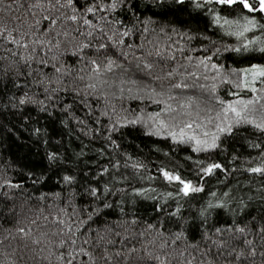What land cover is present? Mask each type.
I'll list each match as a JSON object with an SVG mask.
<instances>
[{
	"label": "snow or ice",
	"instance_id": "6c2138e0",
	"mask_svg": "<svg viewBox=\"0 0 264 264\" xmlns=\"http://www.w3.org/2000/svg\"><path fill=\"white\" fill-rule=\"evenodd\" d=\"M0 13V149L39 157L0 167V220L14 222L4 239L40 264H264L257 197L231 187L206 193L209 179L238 170L214 156L242 130L264 136V0H0ZM72 126L103 141L94 168L83 159L88 145L76 151L65 139ZM137 127L207 156H186L195 165L187 175L158 165L147 179L172 190L157 196L136 186L147 165L118 142ZM247 146L257 155L242 170L264 177V140ZM53 181L58 191H42ZM257 191L264 204V185ZM138 199L157 201L156 223L125 211Z\"/></svg>",
	"mask_w": 264,
	"mask_h": 264
},
{
	"label": "trees",
	"instance_id": "16d2710c",
	"mask_svg": "<svg viewBox=\"0 0 264 264\" xmlns=\"http://www.w3.org/2000/svg\"><path fill=\"white\" fill-rule=\"evenodd\" d=\"M2 15L3 13H0V16ZM193 27H195V25H193ZM200 27L203 28V22L200 23ZM214 31L216 30L210 29L207 32V35L211 36V38L214 40H219V34L213 35ZM225 40L227 42H234L232 38H225ZM220 95H224L223 89H221ZM133 107H136L135 102H133ZM147 107L148 110L151 111L156 106L148 105ZM9 118L14 120V118L11 116H9ZM72 127L73 131L65 138L71 141V147L76 151H79V145L82 141L85 145H88V147L85 149L88 155L85 156L83 159L90 161V158L97 157L98 154L95 149H99L102 146L103 141L96 140L94 142H90L87 137L75 131V126ZM123 132V137L118 138V142L121 144L122 150L131 154L134 159L142 160L147 165V170H141V175H143L145 179L135 181L136 186H143L145 188L153 187L157 189L155 193V195L157 196L161 195L166 191L172 190L171 186L164 184L159 179H156L155 181H150L147 179L149 175H157L156 167L158 165H168L169 167H171L173 164L181 165L183 169L186 170L185 174L187 175L191 172L193 168H195V165L191 164L190 161H186V156L191 155L194 160L205 159L207 156V154L204 153H192L187 146L175 145L171 140H163L159 137L146 136L144 135L143 131L138 127L124 129ZM76 136H79V140L75 139ZM248 140H264V136L251 129L247 131L242 130L240 134H238L237 137L233 141H231V146L229 147L228 152L221 153L218 157H213L215 159H218L220 162L224 163L226 167H235L238 170L232 172L226 180L225 176L219 173L216 177H212L211 179H209L208 183L206 184V193L209 189H211L217 191V193L219 194L220 191L226 190L228 187H231L233 189L234 195L244 196L245 198H247L248 195L257 197L252 202L251 210L253 212V215H258L261 209L264 208V204H262V202L258 199L260 193L257 191V189H261L262 185H264V177L247 173L241 168V164L246 158H248L250 153L253 156L257 155V150L251 149L247 146ZM26 151V149H20L16 146H11L6 150L0 149V167H8V165L5 164V161H8V163L14 165L16 168H23L25 164L29 163V159L32 161L39 162V157L35 155H32L30 158H26ZM106 151H111V149H106ZM165 153H167V155H165ZM233 153L240 157V159L237 160L234 165H230L228 162L231 160V156ZM100 162L103 163L104 161L101 160ZM29 166L31 165L29 164ZM91 166L94 168V163H91ZM122 171L125 170L122 169ZM8 175L12 176L15 180L22 179V177L18 176L17 172L12 170L11 168L8 171ZM89 175H91V173H89ZM219 181L225 182L220 183ZM54 183L55 182L53 181L52 183H49L46 187L41 186L42 191H58V188H54ZM26 189L37 196L39 195V192H36L35 188L32 187L30 182L26 184ZM206 193L198 194L197 199H199L200 197L207 198ZM25 199L26 198L24 196L18 197L16 202L18 210L20 205L25 204ZM156 203L157 201L153 200L138 199L134 207L130 205L126 206L125 211L135 212L136 215L141 219V221L147 223H156L158 218V213L154 209V205ZM160 203L163 202L160 201ZM169 203L171 204L172 202L169 201ZM193 203H195V201H193ZM28 205L34 206L32 201H28L25 206L27 207ZM106 211L112 213V215L109 216V219L116 218V214L118 213L117 208L114 207L113 209ZM223 218L228 220L231 219V217H229L228 215H225ZM8 219L11 220V217H9ZM159 219L165 220V226L167 228L173 231L177 230L176 225L172 222H169L166 217L161 215L159 216ZM13 227L14 222L10 223L4 220H0V241H2L0 242V264H40L39 257H37L36 260H32V253L28 252L27 254H25L22 242H20L19 240L4 239L5 234L3 232V229H10ZM139 227L143 228L144 224L141 223ZM33 230H36L35 227L33 228Z\"/></svg>",
	"mask_w": 264,
	"mask_h": 264
}]
</instances>
